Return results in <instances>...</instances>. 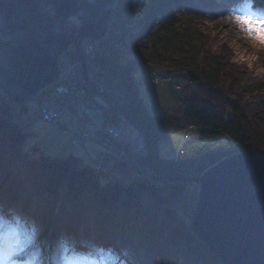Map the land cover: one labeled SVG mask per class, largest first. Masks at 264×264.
I'll use <instances>...</instances> for the list:
<instances>
[{"label":"trees","instance_id":"1","mask_svg":"<svg viewBox=\"0 0 264 264\" xmlns=\"http://www.w3.org/2000/svg\"><path fill=\"white\" fill-rule=\"evenodd\" d=\"M174 2L189 4L188 0H129V5L144 20H151L154 43H175L184 49V71L195 84L187 88L185 109L149 110L131 77L135 58L109 59L104 65L127 85V113L144 133L143 161L152 169H169L173 176H198L228 154L257 147L258 126L249 107L254 100L264 106V84L250 77L247 94L232 96L222 80L223 71L231 66L206 47L202 34L178 22L171 9ZM252 93L251 99L246 98ZM18 113L0 91V235L14 224L20 247L40 237L44 246L38 249L43 253L45 248L53 264H66L70 240H84L90 232L111 243L102 252L106 264H116L119 252L141 264H178L175 253L211 264L205 257L214 253L194 234L191 212L184 217L179 209L191 189L188 182L102 181V173L71 155L31 156L22 151L28 132L14 121ZM185 125L199 127V135L186 139L178 155H161L159 141ZM15 156H20L21 164L3 174L7 161L13 163L9 158ZM164 247L171 251L164 253Z\"/></svg>","mask_w":264,"mask_h":264},{"label":"rangeland","instance_id":"2","mask_svg":"<svg viewBox=\"0 0 264 264\" xmlns=\"http://www.w3.org/2000/svg\"><path fill=\"white\" fill-rule=\"evenodd\" d=\"M258 1L262 3L261 6H256ZM188 2V5L185 3L180 4L174 2L171 7L172 12L182 26L187 27L190 31L194 30L197 31V33L202 34L203 39L207 41L206 47H209L213 53L220 55L225 61L229 63L231 67L223 71L222 80L232 96L235 94H247L246 86L250 85V77L257 78L261 81V83L264 84V52L263 54H258L254 48H250L247 45L242 44L241 39H249V37L247 32L241 28L236 21L237 16L252 17L263 20L264 18L262 16L253 14V8H259L260 12L264 13V0H232L231 3L225 6L217 5V3H215L213 0H188ZM195 8H197L198 13L194 12ZM132 9L134 10V8ZM223 23L227 24V26L223 25ZM144 26L145 27L143 28V31L141 32V35L131 52L115 58H119L122 62H128L129 59L135 58L132 64L131 77L133 78L134 83L137 84V92L140 99L146 104L150 111H163L178 108L183 110V108H181V102L188 104V101L186 100L188 91L187 88L191 89V87H195V84L188 80V77L184 71V49L180 48L175 43L168 45L162 44L160 42L154 43V29L152 27L151 20H144ZM222 34H224V37L220 39ZM197 46L198 44H196L195 48H197ZM74 51V49L68 50V54H71V59H76L77 55L79 56L78 51H76L77 54ZM251 57L255 58L250 59ZM104 61L101 63L104 72L99 73V75L103 77L102 80H105L106 83L105 75L108 73L111 75V83L116 84L117 87L123 86L125 88L126 109L123 110L121 108L120 110L126 116H131L127 113V109L129 107L127 85L119 74L111 72L104 65ZM83 71V74L87 73L85 64ZM133 71L136 72V76H133ZM118 78L121 79L122 83L119 82ZM166 79L170 80L168 81ZM176 83H179L182 87L181 94L180 89L175 87ZM90 86L93 89H99L98 87H95L96 85L94 84ZM117 89L119 91L121 90V88ZM40 90H38L34 96L29 98L25 103H14L17 105L15 108L20 111V113L15 115V117H18L21 114V116L31 117L34 119V122L32 121V126L29 128V130L25 131V133H28L24 139L22 147L23 152L29 153L31 156H38L40 154H46L55 157L71 155L76 159L77 162L87 164L94 171L102 173L100 174L102 181L118 179L123 182H128L134 181L140 177L151 180L149 177H152L153 180L151 181L153 183L166 182L165 180H160L157 177L149 175V173L146 174L147 177L143 176V172H141L139 169H137L139 171L138 175L133 177L130 176L127 170H131L132 165L136 168L138 165L142 167L138 162L137 153L136 162H127L128 160L124 161L123 158L118 157V162L124 163L123 167H121L122 164L121 166L119 165L121 167H118L119 169L114 168L113 170H110L98 168L97 163L95 162V155L100 149H103L104 145L100 143L97 138L93 139L92 137H89L87 140H81L77 131L80 127V129L84 130V126L80 125L81 122H73L75 121L73 120L75 117L72 115L74 112H71L73 111L71 109H68L69 111L66 110L60 113L58 117V123L42 119V97H44V95L41 96V94L38 93ZM0 91L2 90L0 89ZM252 95H255V93L246 95V98L251 99ZM7 99L10 103H13L8 97ZM19 107L22 108V110ZM115 108L117 110V114L121 116L117 107ZM249 108L251 113L254 115L258 126L257 147L264 150V106L260 101L254 100L251 102ZM94 116L99 118V116L90 113V117ZM86 118L89 117L86 116ZM78 123H80L79 128H77ZM16 124L18 125V123ZM86 127L87 126H85V128ZM132 130L134 129L132 128ZM199 132L200 128L196 126L194 127L193 125H185L183 128L175 129L170 132L168 136L159 141L158 151L161 155L166 157L176 156L180 152L185 140L197 137ZM116 146H118L117 142ZM5 156L7 157L6 154ZM141 157L143 160V151ZM9 159L13 161V163L7 161L8 164L6 165L3 174L6 173V170L16 169L22 161L20 156H15ZM152 170L161 176H173L170 175L169 169L162 168ZM143 171L146 173L144 169ZM182 182H188L191 189L188 190V192L183 196V200L179 204L180 207H178L180 209L181 215L184 217L188 216V213L191 212L190 214L192 215V222L193 215L198 204L200 184L196 180H193L192 182ZM9 215H11V213H9ZM87 224H90V222ZM194 234L197 235L195 230ZM1 235L6 239L9 245V247H6L3 251V264H53V262L48 259L49 255L47 252H45L46 249L43 248V253L38 249V246H44L40 237L34 244H27L26 246L22 247L24 250L21 251L19 248L17 249L14 247V242L16 243L17 241L15 237L14 224L10 225L6 232ZM60 236H62V234H60ZM83 239L84 240L79 238L78 240H70L68 245L69 259L66 264H106L105 257L102 252L106 251L108 248H111V246L108 245L107 240L101 237H96L91 232L84 234ZM75 243H84L82 245H84L85 248L87 247L92 249L94 252L75 250L77 246H74ZM13 249H15L14 253ZM163 251L167 254V251L170 252L171 248L164 247ZM175 254H177V259L175 260L178 261V264H202L201 259H186L185 253ZM118 255L119 257L116 264H141L131 255L121 252H119ZM212 258H208V256H206L205 260L211 262V264H221L216 254H214V257L212 256Z\"/></svg>","mask_w":264,"mask_h":264},{"label":"water","instance_id":"3","mask_svg":"<svg viewBox=\"0 0 264 264\" xmlns=\"http://www.w3.org/2000/svg\"><path fill=\"white\" fill-rule=\"evenodd\" d=\"M114 0H0V89L24 103L58 76L60 52L108 28ZM120 115L138 138L137 158L166 182H199L192 225L221 264H264V150L228 154L191 177L161 176L142 160L144 133L133 116Z\"/></svg>","mask_w":264,"mask_h":264},{"label":"built area","instance_id":"4","mask_svg":"<svg viewBox=\"0 0 264 264\" xmlns=\"http://www.w3.org/2000/svg\"><path fill=\"white\" fill-rule=\"evenodd\" d=\"M144 27L143 16L132 9L129 0H114L105 34L99 38L85 37L82 39L85 62H82L78 55L76 59L70 58L71 54H68V50L77 51L74 44L63 49L58 57V77L38 92L41 96L44 95L42 97V119L58 123L60 113L71 109L75 117L73 122H81L76 127L79 128V124L84 126V130L80 129L81 127L77 129L81 140H87L89 137L97 138L104 145L103 149L95 155L98 168L113 170L116 167H123L124 163H119L118 157L123 158L124 161L128 160L127 162H136L138 138L126 120L117 114L115 108L118 106L119 109H126V90L123 86L117 87L116 84L111 83V75L108 73L105 75V83L99 73L104 72L102 61L131 52ZM84 64L86 74H83ZM133 76H136L134 71ZM119 82L122 83L121 79ZM92 84L99 89H93L90 86ZM175 87L180 89L181 94L180 84L176 83ZM181 103V108L185 109L187 103ZM11 104L17 107L16 104ZM90 113L99 118L90 117ZM32 121L34 122L33 118L24 117L21 114L15 117V122L23 132L29 130L33 124ZM116 142L119 147L116 146ZM137 169L147 177V172L145 173L139 165L137 168L132 165L131 170H127L128 174L132 177L138 175ZM149 178L153 180L152 177Z\"/></svg>","mask_w":264,"mask_h":264},{"label":"clouds","instance_id":"5","mask_svg":"<svg viewBox=\"0 0 264 264\" xmlns=\"http://www.w3.org/2000/svg\"><path fill=\"white\" fill-rule=\"evenodd\" d=\"M237 23L247 32L252 46L264 50V20L241 17Z\"/></svg>","mask_w":264,"mask_h":264},{"label":"bare ground","instance_id":"6","mask_svg":"<svg viewBox=\"0 0 264 264\" xmlns=\"http://www.w3.org/2000/svg\"><path fill=\"white\" fill-rule=\"evenodd\" d=\"M215 3H217V5H222V6H225V5H227V4H229V3H231L232 2V0H213ZM262 5V3L260 2V1H258L257 2V4H256V6H261ZM263 8V7H262ZM254 9V15H257V16H262L263 18H264V13H262V12H260V10H259V8H253ZM264 20V19H263ZM223 25H225V26H227V24H224L223 23ZM224 37V34H222L221 36H220V39L221 38H223ZM242 41V44H244V45H247L248 47H250V48H254L253 46H252V44H251V42H250V40L249 39H247V38H242L241 39ZM255 50H256V52L258 53V54H263V52H264V50H262V49H258V48H254ZM2 92V91H1ZM6 98H7V95H6ZM12 102V101H11ZM26 102V101H25ZM24 102V103H25ZM117 168V167H116ZM118 169V168H117ZM159 183V182H158ZM105 239V238H104ZM106 240H107V243H108V245H110L111 243L109 242V240L106 238ZM75 242V241H74ZM82 244H84V243H82ZM82 244H78V243H75L74 244V246H76V249L75 250H85V251H93L94 252V250H92V249H89V248H85L84 247V245H82Z\"/></svg>","mask_w":264,"mask_h":264},{"label":"snow or ice","instance_id":"7","mask_svg":"<svg viewBox=\"0 0 264 264\" xmlns=\"http://www.w3.org/2000/svg\"><path fill=\"white\" fill-rule=\"evenodd\" d=\"M240 16L236 17L237 22H239L240 20ZM244 18H249V17H244ZM21 242L19 240L16 241V248H19V250L23 251L24 249L22 247H20ZM6 247H9L8 242L6 241V239L0 235V264H3V251ZM15 252V249H13V253Z\"/></svg>","mask_w":264,"mask_h":264}]
</instances>
